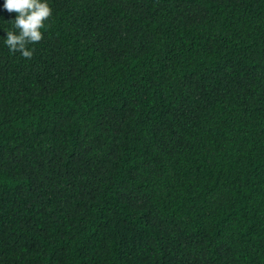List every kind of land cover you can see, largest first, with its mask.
Wrapping results in <instances>:
<instances>
[{
  "label": "trees",
  "instance_id": "trees-1",
  "mask_svg": "<svg viewBox=\"0 0 264 264\" xmlns=\"http://www.w3.org/2000/svg\"><path fill=\"white\" fill-rule=\"evenodd\" d=\"M49 3L30 59L0 8V264H264V0Z\"/></svg>",
  "mask_w": 264,
  "mask_h": 264
},
{
  "label": "clouds",
  "instance_id": "clouds-1",
  "mask_svg": "<svg viewBox=\"0 0 264 264\" xmlns=\"http://www.w3.org/2000/svg\"><path fill=\"white\" fill-rule=\"evenodd\" d=\"M0 8L9 13H15L11 19L10 29L3 30L6 36L3 44L10 53H20L23 58L30 59L33 56V49L29 44H36L43 38L45 22L52 15L49 0H3Z\"/></svg>",
  "mask_w": 264,
  "mask_h": 264
}]
</instances>
